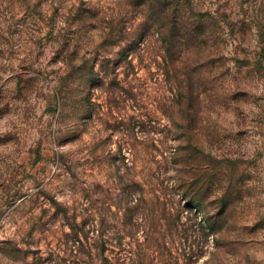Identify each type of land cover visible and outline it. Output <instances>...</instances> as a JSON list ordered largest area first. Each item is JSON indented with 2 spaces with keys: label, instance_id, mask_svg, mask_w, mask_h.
<instances>
[{
  "label": "rangeland",
  "instance_id": "rangeland-1",
  "mask_svg": "<svg viewBox=\"0 0 264 264\" xmlns=\"http://www.w3.org/2000/svg\"><path fill=\"white\" fill-rule=\"evenodd\" d=\"M192 1L173 61L126 0H0V264H264V0Z\"/></svg>",
  "mask_w": 264,
  "mask_h": 264
},
{
  "label": "trees",
  "instance_id": "trees-1",
  "mask_svg": "<svg viewBox=\"0 0 264 264\" xmlns=\"http://www.w3.org/2000/svg\"><path fill=\"white\" fill-rule=\"evenodd\" d=\"M126 3L134 7V9L143 11L148 18L151 12L152 17H155L157 21L161 22L160 26L157 28V32L161 35L165 45L164 50L171 56L173 61L186 53L187 59H197L195 53L202 50V46H208L212 39L214 32L212 26L215 24L212 22V20H215L214 16H212L210 12H198L192 0H126ZM82 8V5L79 7L72 4L69 11L73 13L79 21H85L87 17L80 13ZM83 9L86 11V8ZM113 39L116 43L121 41L118 38L115 39V37H113ZM127 46H123V50H127ZM120 54L127 57L125 53H119V55ZM96 59H99L98 56ZM100 66L101 69H104L105 63H101ZM92 71H94V66ZM189 116L190 114H188V117ZM191 146L194 152L185 160L184 165L194 167L193 165H197L198 163L192 160L191 156L194 157L196 154L203 153V151L198 145L191 144ZM215 162H217L215 170L219 172L217 173L216 171L211 175L208 172H203L201 167L199 168V172H196L194 168L188 169V171H192V173L190 172L188 174L187 184H183V187L194 191L199 188L208 187L209 185L211 186L213 183H209V179H206L208 175L219 179V184L221 186H227L228 184L226 185V181L234 176V174H232L234 170H229L230 166H234V162L229 161L227 158H216ZM217 174L220 175V178ZM194 203L196 205H201V202L197 199L194 200Z\"/></svg>",
  "mask_w": 264,
  "mask_h": 264
}]
</instances>
